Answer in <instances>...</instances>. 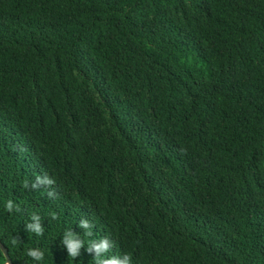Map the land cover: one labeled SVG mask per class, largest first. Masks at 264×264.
<instances>
[{
    "label": "trees",
    "instance_id": "trees-1",
    "mask_svg": "<svg viewBox=\"0 0 264 264\" xmlns=\"http://www.w3.org/2000/svg\"><path fill=\"white\" fill-rule=\"evenodd\" d=\"M103 237L131 264H264V0H0V240L95 264Z\"/></svg>",
    "mask_w": 264,
    "mask_h": 264
},
{
    "label": "clouds",
    "instance_id": "clouds-1",
    "mask_svg": "<svg viewBox=\"0 0 264 264\" xmlns=\"http://www.w3.org/2000/svg\"><path fill=\"white\" fill-rule=\"evenodd\" d=\"M47 184H54V180H48ZM36 186L37 185L35 183L29 184L28 182H25L23 185L25 189L35 188ZM48 195L52 197L53 193L49 191ZM5 208L8 212H12L14 209L15 211H20L19 205H14V202L11 199L6 202ZM50 216L51 219L57 218L54 213L50 214ZM41 219L42 218L39 214L32 213L30 217V222L25 225V231L33 232L38 236L43 235L44 227L41 222ZM78 226L85 230V235L91 236L93 234L91 232V229L94 227V224L87 218H81L78 223ZM18 239V237L13 238L12 243L16 244ZM61 244L66 248L68 256L72 258H77L81 254V249L85 248L84 242L80 238V235L71 229L65 231L61 240ZM113 247V242L110 241L107 237H103L96 241H90L89 246L86 248V250L89 253L95 254V264H131V256L129 254H124L122 257L113 255L111 257L104 258L103 254L109 252ZM26 255L31 257L35 261H41L44 258V253L39 248H29L26 252Z\"/></svg>",
    "mask_w": 264,
    "mask_h": 264
},
{
    "label": "water",
    "instance_id": "water-1",
    "mask_svg": "<svg viewBox=\"0 0 264 264\" xmlns=\"http://www.w3.org/2000/svg\"><path fill=\"white\" fill-rule=\"evenodd\" d=\"M0 250L3 253V255L5 256V263L4 264H12V261H11L9 255H8V252H7V248L1 242V240H0Z\"/></svg>",
    "mask_w": 264,
    "mask_h": 264
}]
</instances>
